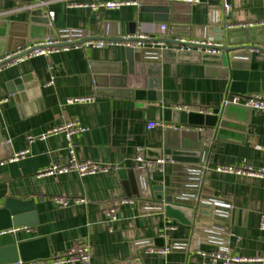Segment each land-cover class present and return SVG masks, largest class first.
Returning a JSON list of instances; mask_svg holds the SVG:
<instances>
[{"label":"crops","instance_id":"1","mask_svg":"<svg viewBox=\"0 0 264 264\" xmlns=\"http://www.w3.org/2000/svg\"><path fill=\"white\" fill-rule=\"evenodd\" d=\"M107 1L115 0H0V58L6 21H41L50 12L54 17L49 16V23L61 40L70 30L113 38L131 36L132 28L144 36L182 38L169 36L168 30L163 33L161 24L169 23L156 20L155 13L142 11L141 5L111 10L86 6ZM172 1L190 7L193 35L184 37L190 42H217L212 28L224 23L227 28L264 25V0H230L228 13L221 0L146 4ZM186 14L184 8L178 13L182 18ZM45 28L38 34L48 33ZM125 49L120 42L101 48L73 46L0 68V100H6L0 104V207L8 198L33 200L37 217L33 226L0 233V246L46 238L51 259L85 244L93 264H226L210 258L220 250L247 260L230 264H264L250 261L264 258V174H257L264 172V111L232 107L238 117L227 127H191V133L183 135L180 126L164 122L165 109L221 107L227 96L235 94L226 68L187 62L177 63L173 71L171 64L163 63L161 88L147 90L151 97L140 99L127 86ZM239 54L248 71L245 95L264 93V52ZM27 74L42 87L43 108L22 115L8 84ZM91 96L95 101L69 102ZM71 120L87 128L73 137L78 158L108 169L85 176L75 171L39 176L40 170L69 162L65 133L50 131ZM150 121L159 124L148 129ZM180 141L186 147L208 146L200 186L197 164L164 162L151 179L165 190L174 188L180 199L197 198L206 204L192 226L165 216L163 206L153 201V190L143 184L136 161L138 148H144L147 157L150 149L177 146ZM23 151H28L25 157L10 161ZM218 166L247 168L255 174L221 172ZM56 198L69 203H57ZM110 208L117 209L116 220L107 216Z\"/></svg>","mask_w":264,"mask_h":264},{"label":"water","instance_id":"2","mask_svg":"<svg viewBox=\"0 0 264 264\" xmlns=\"http://www.w3.org/2000/svg\"><path fill=\"white\" fill-rule=\"evenodd\" d=\"M38 1L45 2L48 0ZM146 1L148 0L141 3L142 11L153 12L155 13L156 20L169 23L167 29L169 36L192 37L193 26L189 6H183L174 1L170 4H146ZM221 1L230 4V0ZM182 8L187 12V16L184 18L178 15ZM36 13L40 14L42 10H38ZM43 18L40 19L41 21L33 20L30 23L6 21L4 32L1 35L4 44L1 52L2 55L25 48L35 41L48 38L57 39L58 33L53 25L49 23L50 18L48 14ZM44 27L49 30L48 33L39 35V30ZM212 30L216 33L214 40L218 43L181 42L169 37L144 36L138 34L136 28H132L130 30L131 36L113 38L101 35L89 36L86 32L82 34L79 30H70L69 34H66L67 36H63L62 38L65 41L67 39L75 40L63 43L62 45L76 46L89 41L100 40L125 44L128 62L127 86L140 99L151 97L152 92H147V90L152 91L161 88L163 63L171 64L174 71L177 63L187 62H203L207 65L223 66L226 68L227 76L229 77L230 91L235 94L245 95L247 93L248 71L247 69H243L244 67L240 63V56L242 55L239 52L244 50H259L264 52V25L251 28H227V25L224 23L221 26L213 27ZM176 46L191 47L192 49H176ZM196 48L202 49L203 52L195 51ZM25 53L27 51L1 61L0 68L14 59L23 56ZM8 88L10 95L15 98L22 115L31 114L43 108L41 101L42 87L39 81L34 80L32 74L14 79L8 84ZM232 107L252 110L248 107L229 104L224 107L213 108L212 113L207 114L199 111L168 107L164 111V122L171 126H180L181 129H184L181 133L183 135L191 133V127H212L219 130L227 127L232 120L237 119L238 115H235L231 111ZM147 153V158L160 161L159 168L163 167L164 162L197 164L199 165L197 175H200V172L203 170L201 163L207 160L208 146L198 144L194 147H186L184 142L182 141L181 143L180 141L177 146L166 145L163 149H150ZM141 178L143 184L153 190V201L163 206L165 216L168 219H174L182 224L192 226L195 224L197 216L203 214L202 209L206 207V204L200 203V200L197 198L180 199L178 196H181V194L176 193L174 188L165 190L162 184H153L152 179L142 176ZM134 193L137 194L136 191ZM35 224H37V217L33 200L8 198L4 206L0 207V233L24 225L33 226ZM50 257L51 251L46 238L0 246V264H14L19 260L30 261L49 259Z\"/></svg>","mask_w":264,"mask_h":264},{"label":"built area","instance_id":"3","mask_svg":"<svg viewBox=\"0 0 264 264\" xmlns=\"http://www.w3.org/2000/svg\"><path fill=\"white\" fill-rule=\"evenodd\" d=\"M142 1L145 0H115V1H107V2H100V3H94V4H87L86 6L91 7L94 10H111V9H119L125 5H141ZM189 2L193 0H187ZM231 6L228 3H224V10L226 13L230 12ZM49 16L51 18L54 17L53 12L49 13ZM252 25V24H251ZM168 29V25L166 23L161 24V30L163 33H165ZM75 39H68V40H61L59 38L57 39H44L40 41H35L32 44L26 46L25 48L19 49L17 51H14L12 53H8L0 58V62L9 59L23 51H27L23 56L14 59L13 61L9 62L8 64H15L20 61L29 60L36 56H50L51 54L58 52L60 50H66L73 46H66L62 45L63 43L71 42ZM177 40L181 42H190L185 38H178ZM191 42H200V41H191ZM115 42L112 41H89L84 44H81L82 46H95V47H104L107 44H113ZM208 44L207 42H200ZM76 45V46H81ZM176 49H182V50H191V47H184V46H176ZM96 97H79V98H73L70 99V103H78V102H92L95 101ZM6 100H0V104L3 103ZM229 104L233 105H240L244 107L251 108L252 110L256 111H264V93H252L247 95H241V94H231L226 97L224 100L222 106H227ZM213 109H201L199 112L202 113H212ZM159 124V122L156 121H150L147 125L148 129H152L156 127ZM87 131V128L81 124L78 120H71L68 121L66 124L59 126L57 128H54L50 131V133H65L66 139H67V149L70 155V160L67 163L63 164H54L48 168H45L43 170L39 171V176H45V175H54V174H64L68 172H78L81 176L90 175V174H96L100 171L107 170L108 168L106 166H103L95 161L92 160H80L76 153L75 143H74V135L78 133H83ZM28 151H23L18 154L13 155L10 158V161H16L19 160L22 157H25L27 155ZM207 158V157H206ZM137 168L140 174L145 178L152 177L153 173L160 168L158 167L160 161H153L149 160L146 157V150L144 148H138V154H137ZM204 169V167H203ZM218 171L221 172H229V173H249V174H255L250 169L247 168H237L233 166H218ZM259 175H263L264 172H257ZM197 186H200V182L202 180V171L200 172V175L197 176ZM77 202H83V199H77ZM57 203L61 204H67L69 203L68 199L64 198H56ZM107 216L111 220L117 219V209L116 208H110L107 211ZM261 229L264 230V214L261 218ZM226 251V250H225ZM220 250L218 252L210 254V258L212 261H224L226 264H230L233 262H241V261H247L243 258L238 257H229L227 256V251ZM204 256H207L208 254L203 252ZM250 261H261L264 263V258H258V259H251ZM71 262H79L81 264H93L92 263V254L90 247L85 244L76 245L66 251L64 254L59 255L55 258L51 259H37V260H30V261H23L19 260L18 262L14 264H67ZM208 264V263H207Z\"/></svg>","mask_w":264,"mask_h":264}]
</instances>
